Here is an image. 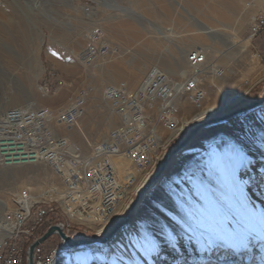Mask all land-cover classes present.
Returning <instances> with one entry per match:
<instances>
[{"label": "rangeland", "instance_id": "rangeland-1", "mask_svg": "<svg viewBox=\"0 0 264 264\" xmlns=\"http://www.w3.org/2000/svg\"><path fill=\"white\" fill-rule=\"evenodd\" d=\"M211 3L0 0V115L32 105L56 111L79 88H89L88 112L79 126L58 128L89 152L119 122L103 100L107 85L124 83L135 91L153 68L181 84L190 72L189 54L207 49L204 103L197 108L186 96L177 99L176 117L185 126L164 160L198 122L264 98V42L251 39L264 0H239L241 17L229 21L213 14ZM98 28L110 51L105 61L87 67L80 56ZM192 37L202 44L191 45ZM178 64L175 74L172 66ZM211 66L223 75L204 77ZM112 73L121 77L110 78ZM57 81L62 85L44 92L48 82ZM159 181L136 207L134 225L120 241L101 255L92 250L97 244L86 245L85 252L64 249L53 264H264V107L202 131ZM52 182L58 183L45 164L0 162V242L12 234L4 226L14 223L5 216L18 208L19 195L30 190L36 196ZM116 225L102 235L83 236L104 238Z\"/></svg>", "mask_w": 264, "mask_h": 264}, {"label": "built area", "instance_id": "built-area-1", "mask_svg": "<svg viewBox=\"0 0 264 264\" xmlns=\"http://www.w3.org/2000/svg\"><path fill=\"white\" fill-rule=\"evenodd\" d=\"M262 34L264 11L257 14L251 25V39ZM109 51L103 31L94 29L80 59L95 67L105 61ZM205 61L204 54L190 53V72L179 87L159 68L150 70L135 91L124 83L107 85L103 100L119 122L103 141L90 145L89 152L81 151L58 134V128L73 129L86 116L89 88H79L56 111L28 106L3 118L0 156L10 159L22 156V161L45 164L58 183L48 184L36 196L30 190L19 195L18 208L5 216L15 229L2 238L0 264H27L29 247L46 228L61 225L72 238L88 231L102 235L118 220L185 126L176 117L177 99L189 96L197 108L204 103L200 66ZM59 85L62 83L57 81L55 88ZM46 89L47 93L55 91L50 82ZM120 162L128 163L129 167L123 169ZM60 218L63 221L55 223ZM27 239L35 241L26 249ZM57 245L52 237L41 244L34 253V264H53L63 253L54 247Z\"/></svg>", "mask_w": 264, "mask_h": 264}, {"label": "water", "instance_id": "water-1", "mask_svg": "<svg viewBox=\"0 0 264 264\" xmlns=\"http://www.w3.org/2000/svg\"><path fill=\"white\" fill-rule=\"evenodd\" d=\"M262 107H264V98L259 101L250 103L246 106H243L242 108H238L228 114L209 117L206 118L205 120L198 122L195 129L187 135V137L178 145V147H176L170 153H167L168 155L167 154H166L167 156L165 155L166 157L163 158L164 160L160 161L157 169L154 171L151 178L144 185H142L139 188V190H137V193L134 195L133 200L130 203V207L128 211L126 213L125 211L123 212L124 215L126 214L123 222L121 224L116 225V227L106 237L79 240V237L83 236V234L82 235L78 234L76 237L72 238L63 231L61 225L52 226L38 241L34 242L29 247L27 252V257H28L27 264H34V253L36 249L55 234L59 235L61 242L66 246L65 249H74V248L76 249L78 247L86 246L89 244L109 243L113 239V237L128 224L136 207L139 205L142 199L146 197L147 193L152 190L156 181L160 179L162 176H164L165 171L169 168L173 160L176 159L178 156H180L183 153V151L193 142V140L202 131L217 125H222L226 122L234 121L238 117L242 115H248ZM171 143L168 146H170ZM120 217H122V215ZM120 217L118 220L114 221L112 225L117 224L120 221V219H122ZM112 225L110 227H112Z\"/></svg>", "mask_w": 264, "mask_h": 264}, {"label": "bare ground", "instance_id": "bare-ground-1", "mask_svg": "<svg viewBox=\"0 0 264 264\" xmlns=\"http://www.w3.org/2000/svg\"><path fill=\"white\" fill-rule=\"evenodd\" d=\"M238 1L239 0H212V3L210 4V7H209V10L213 13V14H216V16L217 17H219L220 19H223V20H227V21H229V20H233L234 18H235V16L237 17V15L239 14V16H240V12L241 11H239L240 9H239V5H240V3H238ZM243 1V0H242ZM256 4H257V6H256ZM254 6H256V7H258L259 6V4L258 3H256ZM241 6V5H240ZM254 8L255 7H253V9L251 10V12H250V15H252L253 13H255L254 12ZM255 11H257V10H255ZM252 13V14H251ZM241 17V16H240ZM236 19V18H235ZM238 19H241V18H238ZM237 19V20H238ZM90 38V37H89ZM188 42L191 44V45H200V44H202V39L201 38H199V37H192L191 39H189L188 40ZM198 52V51H197ZM200 53H202V54H204L205 56H206V61H205V63L204 64H202L201 66H200V72H201V68H205L206 67V64H207V57H208V54H209V52H208V50L207 49H204V50H201V51H199ZM194 52H191V54H193ZM189 56H190V54H189ZM188 56V57H189ZM187 65H189V64H187ZM88 67V66H87ZM172 72H174L175 74H179L180 73V68H181V65L180 64H178V65H173L172 66ZM207 68V67H206ZM189 70H190V67H189ZM203 72V71H202ZM202 72H201V75H202ZM223 71L222 70H217L216 69V66H211L210 67V71H209V73L208 72H204V77H209V76H213V75H217V76H219V77H221L222 75H223ZM119 77H121V75L118 73H112V75L110 76V78H119ZM206 82L209 84V82L206 80ZM178 84V87L181 85L180 83H177ZM47 90V89H46ZM45 93H47L48 91H44ZM190 101H191V98L189 97V96H186ZM21 99H19L18 101H20ZM17 102V101H16ZM15 101L13 102V103H16ZM182 103V102H181ZM185 102H183L182 103V105L184 104ZM33 106H35V105H32V107ZM0 107H3V104H0ZM25 107H28V106H25ZM37 107V106H36ZM201 108V107H200ZM18 109H20V108H18ZM15 110H17V109H15ZM256 112V111H255ZM255 112H253V113H255ZM10 113V112H9ZM9 113H6V114H3V115H0V122L2 121V119L3 118H5L6 116H8V114ZM252 114V113H251ZM224 115V114H223ZM52 117H50V119H51ZM79 126V125H78ZM71 137L72 136H65L64 138H66L69 142H71L69 139H71ZM1 157L2 158H0V162H4L5 160H7V161H10V162H17V161H19V162H22V160H24L23 158L24 157H22V156H20V157H18L19 159H10V158H6V157H3L2 155H1ZM123 163L124 162H120V164H122V168L123 169H127V168H125V166L123 165ZM125 164V163H124ZM160 179H158L157 181H156V183H155V185H154V187L155 186H157V184H159V181ZM137 193V192H136ZM129 206H130V204L127 206V208L125 209V213L127 212V210H128V208H129ZM7 208H8V210L10 209V205L9 204H7ZM122 215V217H120V218H124L125 217V215L122 213L121 214ZM133 216V215H132ZM116 225V224H115ZM133 225H134V223H133V219L131 218L130 219V222L124 227V228H122L114 237H113V239L109 242V243H107V244H97V245H95V247H92V250H95L96 251V253L97 254H99V255H101V253H102V250L104 249V248H108V247H110V246H112V245H114L116 242H118V241H120V239H122L123 238V236H124V234L126 233V232H128L132 227H133ZM6 229H7V231L9 232V233H11V232H13L14 231V229H15V226L14 227H10L9 228V225L7 226V225H5L4 226ZM2 242H0V244H1ZM87 246H81V248L79 249L80 251H82V252H85V251H87V248H86ZM75 249V248H74ZM72 252H74V250L72 251Z\"/></svg>", "mask_w": 264, "mask_h": 264}, {"label": "trees", "instance_id": "trees-1", "mask_svg": "<svg viewBox=\"0 0 264 264\" xmlns=\"http://www.w3.org/2000/svg\"><path fill=\"white\" fill-rule=\"evenodd\" d=\"M56 87V85L55 84H51V89L52 90H55L54 88ZM63 221V219H59L58 221H56L55 223H58V222H62ZM47 229L48 228H46V229H44L43 231H41V233L38 235V239L39 238H41L44 234H45V232L47 231ZM93 236H94V234H92V233H89V234H86V235H84V236H80L79 237V240H82V239H90V238H93ZM58 237V247L57 248H59V249H65L66 248V246L61 242V239H60V237L59 236H57ZM35 240H33V239H27V242H26V249L34 242Z\"/></svg>", "mask_w": 264, "mask_h": 264}, {"label": "crops", "instance_id": "crops-1", "mask_svg": "<svg viewBox=\"0 0 264 264\" xmlns=\"http://www.w3.org/2000/svg\"><path fill=\"white\" fill-rule=\"evenodd\" d=\"M262 37V38H260ZM259 38H257V40H261V42H264V34H262ZM264 54V53H263ZM261 55V54H260ZM264 56V55H263ZM52 239H53V242H58V237L56 235H53L52 236ZM53 244V243H50V245Z\"/></svg>", "mask_w": 264, "mask_h": 264}]
</instances>
